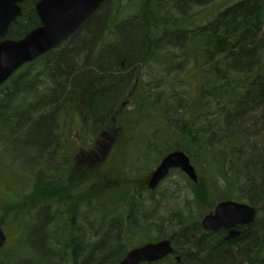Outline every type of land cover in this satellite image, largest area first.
I'll use <instances>...</instances> for the list:
<instances>
[{
	"label": "trees",
	"instance_id": "1",
	"mask_svg": "<svg viewBox=\"0 0 264 264\" xmlns=\"http://www.w3.org/2000/svg\"><path fill=\"white\" fill-rule=\"evenodd\" d=\"M37 1H23L7 38L39 25ZM140 69L149 72L143 87ZM114 123L121 164L107 171L117 184L103 201L90 193L99 174L68 177L62 138L78 125L85 138L98 137ZM28 131L45 177H24L19 199L0 212L1 226L15 223L0 264H118L130 249L161 239L172 242L179 263L144 264H264V0H105L71 37L0 86V166L11 179L20 175L3 147ZM175 150L188 156L197 181L175 171L186 182L182 200L172 207L168 199L181 190L167 194L160 212L152 208L159 187L149 191L146 179L134 188L133 180ZM124 176L132 178L127 188ZM207 188L216 201L253 206L255 221L230 240L222 229L203 232L193 211ZM39 207L47 213L41 254L22 255L36 252L18 235Z\"/></svg>",
	"mask_w": 264,
	"mask_h": 264
},
{
	"label": "water",
	"instance_id": "2",
	"mask_svg": "<svg viewBox=\"0 0 264 264\" xmlns=\"http://www.w3.org/2000/svg\"><path fill=\"white\" fill-rule=\"evenodd\" d=\"M24 0H0V86L20 67L60 45L71 37L103 4L105 0H38L35 4L39 25L20 39L6 37L9 26L22 14ZM173 169L184 173L192 182L197 181L194 166L188 156L175 150L161 158L147 179V188L156 189ZM256 209L248 203L224 200L200 220L204 232L227 230L226 240L240 234L239 225L255 221ZM6 235L0 225V248ZM174 251L169 239L146 243L129 250L119 264L155 262ZM179 262L180 257L175 258Z\"/></svg>",
	"mask_w": 264,
	"mask_h": 264
},
{
	"label": "rangeland",
	"instance_id": "3",
	"mask_svg": "<svg viewBox=\"0 0 264 264\" xmlns=\"http://www.w3.org/2000/svg\"><path fill=\"white\" fill-rule=\"evenodd\" d=\"M134 9L131 7H128L127 10H124L123 17H125L128 12L133 11ZM138 13L142 14V10H140ZM144 70V68H143ZM149 72H144L142 69H140V73L137 78V82H139V86L143 87V82L147 80ZM194 76V75H193ZM196 78L192 80L193 86L195 85ZM125 105L128 103L126 100L124 102ZM74 127V126H73ZM75 129L72 132L67 133L66 138H62V141L64 144L67 145V151L71 155V167L70 170L68 169V177L73 178L76 176L80 178L84 177L88 172H91L93 174H99V181H95L93 184V188L90 191V193L93 195V197L99 199V200H107L112 195V192L110 190H107V187L111 185H115V176L113 174L115 173L116 168L120 166L121 162V153L119 151V144L121 142L119 136L121 135V129L120 127L114 123L110 128H107L104 130L98 137H93L92 135L86 134V138L81 133L80 125L77 127H74ZM12 133L10 130L6 131V134ZM81 135V136H80ZM33 132H20L19 136L16 138L15 142L7 143L3 147V155L5 157V160L7 163H13V166L15 167V175L18 174L20 176L14 177L11 179V176L9 177V173L5 169H1L3 166H0V212H6V206L8 204L12 205L13 202H16L20 197V184L24 181V177H30L31 180H35L36 182H41L44 176V172L41 171V169L37 166H35L34 158L38 157L39 154L38 151L35 152L33 149V146L31 145L33 141ZM65 136V135H64ZM81 137L83 138L84 142H80ZM26 158H29L28 160ZM46 162H48V159L45 158ZM54 167V165H52ZM78 167L76 170H74V167ZM116 167V168H115ZM115 168L114 170H112ZM112 170L113 174H108V170ZM154 167H151L150 170L152 171ZM109 171V172H110ZM150 171V172H151ZM149 172V173H150ZM6 174V175H5ZM14 175V176H15ZM149 175H145L144 180L141 178L143 175L141 173H137V175L134 177L135 179L134 184L138 188L142 186L144 181L147 179ZM6 177L9 178L8 181H6ZM120 179V178H119ZM121 181L124 187H129L128 185L131 184L132 178L130 176H124L121 178ZM185 180L181 175H177V173L174 171L171 176H169L155 191V198L160 199L159 205H153L152 208L162 212L163 206L167 202V194L170 195L176 190H181L180 195L174 194L172 197H170L168 200L171 203L172 207L177 206L181 200L182 196L185 191ZM28 190V188H26ZM167 190V191H166ZM166 192V193H165ZM205 192L210 195L205 202H198L196 203V207L194 206L193 215L195 217L200 218L204 216L206 213V206L211 201H214V206L219 201H216L214 198L216 197L217 193L214 192L211 188L205 189ZM163 193V194H162ZM162 194V195H160ZM207 195V196H208ZM205 196L204 198H206ZM16 199H15V198ZM144 197V196H143ZM142 197V198H143ZM148 196L146 195L145 198ZM15 199V200H14ZM169 204V203H168ZM167 204V205H168ZM169 204L167 207V210H172L173 208ZM213 206V207H214ZM165 207V206H164ZM151 210V205L149 206ZM166 209V208H165ZM0 213V216L2 214ZM46 209L43 207H39L33 215V221L32 225L28 226L26 223H24V230L21 231V233L18 235V238H22L24 243H26L29 246H35L36 252H30V253H24L22 252V255H34L41 254V250L37 246V244L40 245L38 239H41L44 228L43 224L46 220ZM7 219V218H6ZM30 223V222H29ZM14 221L12 219L4 220V224L2 226L5 233L7 231L14 230ZM62 231V230H61ZM24 259V258H23ZM25 260V259H24Z\"/></svg>",
	"mask_w": 264,
	"mask_h": 264
},
{
	"label": "flooded vegetation",
	"instance_id": "4",
	"mask_svg": "<svg viewBox=\"0 0 264 264\" xmlns=\"http://www.w3.org/2000/svg\"><path fill=\"white\" fill-rule=\"evenodd\" d=\"M238 227L239 226H237V229H238ZM219 230V229H218ZM223 230V229H222ZM225 230V229H224ZM217 231V230H216ZM225 232L227 233V231L225 230ZM159 241V240H158ZM156 242V241H155ZM171 244H172V242H171ZM173 245V244H172ZM177 255H175V250L173 251V253L172 254H170V255H168V256H166V257H164L163 259H167V258H174L175 259V257H176ZM178 257H180V256H178ZM163 259H160V260H158V261H161V260H163ZM155 262H157V261H155ZM155 262H151V263H155Z\"/></svg>",
	"mask_w": 264,
	"mask_h": 264
}]
</instances>
